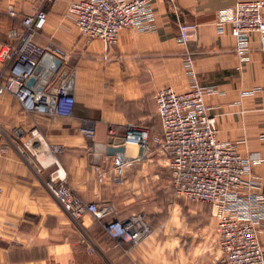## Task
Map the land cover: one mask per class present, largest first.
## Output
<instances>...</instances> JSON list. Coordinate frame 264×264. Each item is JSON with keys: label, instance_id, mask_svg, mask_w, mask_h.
Wrapping results in <instances>:
<instances>
[{"label": "crops", "instance_id": "0c3cea01", "mask_svg": "<svg viewBox=\"0 0 264 264\" xmlns=\"http://www.w3.org/2000/svg\"><path fill=\"white\" fill-rule=\"evenodd\" d=\"M74 1L46 7V24L34 37L47 52L56 45L67 55H52L40 65L34 89L42 86L52 95L64 83L72 93L71 114L27 111L12 94L0 95V264H224L210 205L175 197L159 150L139 156V148L127 146L108 156L106 131L111 123H130L151 137L160 135L158 90L209 87L213 93L205 104L218 140L258 162L252 171L264 194V48L252 35L242 58L228 30L219 34L214 25L218 11L252 0H149L152 29H123L108 48L85 41L65 20ZM38 7L35 0H0V50L11 44L7 32ZM10 8L17 19L8 15ZM180 23L195 26L186 43L179 39ZM186 55L193 78L184 67ZM85 120L94 123V139L79 133ZM28 143L32 150L24 147ZM115 162L124 164L119 184L112 180ZM36 172L64 176L72 192L95 203L102 216L73 219L45 184L37 187ZM29 217L37 219L33 229ZM115 220L138 234L135 243L106 234L105 225ZM259 240L264 247V232Z\"/></svg>", "mask_w": 264, "mask_h": 264}, {"label": "built area", "instance_id": "2783aa9c", "mask_svg": "<svg viewBox=\"0 0 264 264\" xmlns=\"http://www.w3.org/2000/svg\"><path fill=\"white\" fill-rule=\"evenodd\" d=\"M35 1L39 7L34 14L21 18L20 27L7 32L11 44L0 50L3 66L0 95L12 94L27 111L67 116L72 112L73 98L68 96L64 83L56 88L54 103L51 93H39L25 86L28 78L35 77L45 55L67 58L60 47L51 45L47 52L34 41L46 24L45 8L59 0ZM8 15L17 19L12 8ZM65 20L79 30L85 41L99 40L107 48L117 43L123 29L142 32L152 29L149 0H77L69 4ZM214 25L219 34L228 30L235 52L244 58L252 35H258L264 48V0L241 1L218 11ZM194 28L184 23L178 25L181 42L188 41ZM184 67L193 78L190 55L184 57ZM211 93L213 89L198 85L183 93L162 88L154 96L162 127L160 135L151 137L148 129L130 123H111L106 132L121 145L144 151L159 150L168 162L175 197L210 205L224 264H264V247L259 240L260 233L264 232V194L252 171L258 162L240 156L234 146L218 140L215 120L205 104V97ZM79 133L94 139V123L83 121ZM31 146L28 143L24 147L29 151ZM123 166L118 162L112 165L115 184L120 183ZM98 176L102 178L103 174L99 172ZM44 184L61 209L73 219L102 216V210L95 203L85 202L72 192L64 176L51 175ZM105 232L112 239L130 245L138 239V234L129 233L127 224L117 220L108 222Z\"/></svg>", "mask_w": 264, "mask_h": 264}, {"label": "water", "instance_id": "95a60500", "mask_svg": "<svg viewBox=\"0 0 264 264\" xmlns=\"http://www.w3.org/2000/svg\"><path fill=\"white\" fill-rule=\"evenodd\" d=\"M50 57H52V56L49 55V54L48 55H45L44 60L42 62V65L46 64ZM57 64H58V66H61L62 65V62L60 60H58ZM36 83H37V79L34 76H32V77H30V78H28L26 80L25 86L27 88H34L35 85H36ZM36 89H37V92H39V93L40 92H43L45 90L42 86H39ZM47 92H50L51 93V90H48ZM53 93L55 94V90H53ZM53 93H52V97H51V102L52 103H54L55 100H56V96H54ZM71 94H72L71 91H68V96H71ZM115 145L117 147H114ZM126 147L127 146H125V145H121V143H120L119 140L114 139V138H109L108 139V142H107V146H106V154L108 156H112L115 153H122V152L125 151ZM143 151L144 150L142 148H139L138 149V155L140 156L143 153ZM129 233L130 234H133V231L132 230H129Z\"/></svg>", "mask_w": 264, "mask_h": 264}, {"label": "rangeland", "instance_id": "374dc122", "mask_svg": "<svg viewBox=\"0 0 264 264\" xmlns=\"http://www.w3.org/2000/svg\"><path fill=\"white\" fill-rule=\"evenodd\" d=\"M130 148L129 149H131V150H135L136 148L134 147V146H129ZM36 177H37V179H38V186L37 187H44L43 186V184H44V181L48 178V175H44L43 174V172L40 174V173H37L36 172ZM45 179V180H44ZM177 199V198H176ZM181 200V199H180ZM63 214L61 213V216H62ZM37 219L36 218H34V217H29L28 218V223H27V226H28V228H34L36 225H37ZM61 233H62V227H61Z\"/></svg>", "mask_w": 264, "mask_h": 264}]
</instances>
